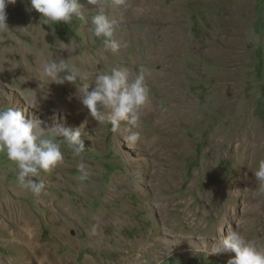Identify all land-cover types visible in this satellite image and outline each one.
I'll return each instance as SVG.
<instances>
[{"label": "rangeland", "instance_id": "374dc122", "mask_svg": "<svg viewBox=\"0 0 264 264\" xmlns=\"http://www.w3.org/2000/svg\"><path fill=\"white\" fill-rule=\"evenodd\" d=\"M80 3L84 18L68 24H44L29 0L6 7L0 107L35 117L45 128H80L85 151L76 157L61 141L64 160L33 178L44 181L40 198L21 191L15 163L0 153L6 193L0 204L5 198L21 202L0 217V264H227L234 253L212 252L222 220L228 223L223 235L230 225L264 248L263 204L253 217L247 213L252 185L258 192L252 170L264 154V0ZM101 9L115 21L112 39L121 45L106 60L102 39L90 31V17ZM167 26L184 28L188 39L182 64L169 54L172 73L184 72L181 94L193 102L190 125L171 108L176 90L169 81L176 75L158 73L163 48L157 30ZM60 59L79 73L77 88L65 82L62 93L39 76L43 62ZM116 66L130 80L133 70H142L150 90L133 128L140 139L131 148L124 139L127 122L113 131L79 99L81 85L89 83L91 91L95 74ZM232 136L238 138L234 152L211 143ZM81 161L85 179L77 168ZM24 214L28 234L20 223Z\"/></svg>", "mask_w": 264, "mask_h": 264}, {"label": "clouds", "instance_id": "9594fccd", "mask_svg": "<svg viewBox=\"0 0 264 264\" xmlns=\"http://www.w3.org/2000/svg\"><path fill=\"white\" fill-rule=\"evenodd\" d=\"M16 0H0V31L9 29L7 24L6 7L15 4ZM87 3L97 6L99 0H87ZM116 5H122L125 0H113ZM31 10L40 14L44 24L63 22L68 24L73 18L83 19L80 0H29ZM115 21L109 20L103 9L90 17V31L95 38L102 39L100 49L101 59H107L109 51L115 53L120 44L112 39ZM39 76L50 83L62 85L65 82L76 85L79 73L70 67L67 60L45 61L40 65ZM49 83V84H50ZM94 86L89 91V83L79 87V99L87 108L90 116L98 123L107 122L113 131H118L122 122H127L128 133L124 139L129 144L136 143L139 133L133 128L139 126L141 120L140 109L149 99V88L145 82L142 70H133V78L121 67H110L106 72H99L94 76ZM33 103H38L33 97ZM43 122L35 117L26 118L22 111L12 107H0V153L14 162L17 173V182L29 190L33 195L39 196L44 189L40 172H50L64 160L61 151V141L65 142L72 154L79 157L85 151L84 143L80 139L78 129H69L62 124L52 127H42ZM62 138V139H60ZM82 173L81 179L87 177L83 161L77 165ZM258 184V193L264 194V158L258 161V166L252 170ZM223 220L218 233L219 247L214 251L232 252L235 256L227 264H264V248L259 247L255 241L246 239L245 236L233 229L227 228V235L222 234Z\"/></svg>", "mask_w": 264, "mask_h": 264}, {"label": "bare ground", "instance_id": "6f19581e", "mask_svg": "<svg viewBox=\"0 0 264 264\" xmlns=\"http://www.w3.org/2000/svg\"><path fill=\"white\" fill-rule=\"evenodd\" d=\"M137 5V4H136ZM138 6V5H137ZM179 15V14H178ZM181 15V14H180ZM177 16V15H176ZM177 21V19H176ZM173 24V23H171ZM173 26V25H172ZM172 26H167V28H161V29H158L157 30V35L158 37L160 36V42H161V47L163 49H161V52H159L157 54V60H156V64L157 66L159 67L158 68V73L162 72L165 76H172V75H176L175 77L172 78L171 81H169V83L172 85V86H175V90H176V93H174V95L172 96V105H171V108L172 110L175 112V115L178 117V120L179 121H186L189 125L192 122L191 119L192 118V100L190 99V97L186 96L185 94H181V89H183L184 87V84L182 83V78L183 77V74L184 72H182L181 69H176V72H173L172 73V68H171V65L173 64V56L174 54L176 55V59L175 60H178V57L180 59V62L181 64L183 63V53H185L186 51H188V47L186 46V43L188 41L187 37H186V34H185V29L184 28H172ZM174 27V26H173ZM37 32V30H35ZM33 31V32H35ZM37 35H39V32L36 33ZM123 40V39H122ZM204 44V43H203ZM201 47L198 48L199 49H203L204 50V47L203 45H200ZM211 47V46H210ZM209 47V48H210ZM14 48V47H13ZM16 48V47H15ZM19 50V49H17ZM190 50V49H189ZM169 52H171V54H173V56L171 57V54H169ZM56 53V52H55ZM215 53V52H214ZM57 54V53H56ZM209 54V53H208ZM216 54H217V51H216ZM204 55V54H203ZM215 56V55H214ZM217 56V55H216ZM220 57V55L218 56ZM218 57L216 58V60L218 59ZM219 60V59H218ZM114 64V63H113ZM117 64V63H116ZM180 70V71H179ZM171 71V73H170ZM219 72V71H218ZM157 73V74H158ZM219 75V74H218ZM217 75V76H218ZM161 76V75H160ZM162 77V76H161ZM217 78V77H216ZM159 80V84L162 83V78L158 79ZM184 80V79H183ZM47 81V80H46ZM182 81V82H181ZM186 82V81H185ZM217 82V81H216ZM221 82V81H220ZM166 83V82H164ZM218 86V85H216ZM71 87V86H70ZM173 89V88H172ZM174 90V89H173ZM65 91V88L62 86V85H59L57 88H56V92L58 93H62ZM170 91V88H168L166 90V92ZM180 91V93H179ZM183 91V90H182ZM169 93V92H168ZM74 95V94H73ZM75 96V95H74ZM72 98V97H71ZM196 110V109H195ZM200 116V115H199ZM175 117V116H173ZM191 117V119H190ZM200 123L202 122L200 119H199ZM174 130V128H173ZM218 137V136H217ZM211 141L212 145L214 146V148L218 149V148H224L227 153L229 152H234V146L235 144L238 142V138L236 136H232L230 138H227L226 140L225 139H219V138H213ZM210 143V142H209ZM249 143V142H248ZM211 145V144H210ZM250 145V144H249ZM252 145V144H251ZM126 146L131 148V147H134L135 144H129L126 142ZM241 147V146H240ZM247 147V146H246ZM212 148V147H211ZM237 148V146H236ZM262 156L260 157H263L264 158V154H261ZM253 167V166H252ZM255 168V167H254ZM241 170V169H240ZM240 178V177H239ZM234 179V178H233ZM235 182L231 183V184H234ZM3 184V183H2ZM255 185H252V192H250L249 195H247V198H248V203L250 204L251 208L248 209L247 213L249 214V217L251 218V216L253 217L254 213L256 212L255 209L256 208H259L257 207L259 204H263V207H264V194L261 195L260 193L258 192H253L254 187ZM258 186V185H257ZM0 187V193H1V197L4 198V196H6V193L3 191L4 189ZM6 191V190H5ZM22 192H27L28 194L31 192L28 190L26 191L25 190H21ZM236 191V190H235ZM29 196V195H28ZM38 198H40V195L38 196ZM1 200V199H0ZM5 202H1L0 204V217L3 215L2 214H8L9 212L13 213L14 209L16 206H18L21 202H18V201H12L11 199H7L5 198ZM260 202V203H259ZM257 210V209H256ZM27 215V213H26ZM25 214L22 216V218H20L21 220V226H23L27 233L28 234L30 232V230L28 229V224L29 222L26 220L27 219V216ZM7 218H10L7 217ZM18 222V221H17ZM19 224V222H18ZM225 224V226L223 228H226L227 226V222H223V225ZM18 226V225H17ZM19 227V226H18ZM241 229V228H239ZM222 234H223V230H222ZM180 253V252H179ZM139 259V258H138Z\"/></svg>", "mask_w": 264, "mask_h": 264}]
</instances>
